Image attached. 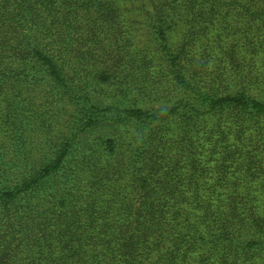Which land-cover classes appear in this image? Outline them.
Returning <instances> with one entry per match:
<instances>
[{"label": "trees", "instance_id": "1", "mask_svg": "<svg viewBox=\"0 0 264 264\" xmlns=\"http://www.w3.org/2000/svg\"><path fill=\"white\" fill-rule=\"evenodd\" d=\"M127 4L148 54L119 46L112 0H0L3 136L16 113L53 125L28 95L44 78L72 108L45 158L14 185L0 173V264H264V0ZM81 133L97 134L93 149Z\"/></svg>", "mask_w": 264, "mask_h": 264}, {"label": "rangeland", "instance_id": "2", "mask_svg": "<svg viewBox=\"0 0 264 264\" xmlns=\"http://www.w3.org/2000/svg\"><path fill=\"white\" fill-rule=\"evenodd\" d=\"M112 1L115 2V8L118 9V14H120L119 18L122 20V24L120 26H115V29L117 30V35H120L123 40L120 41L119 46L124 43V48L127 54L132 52L133 49L134 51H140L142 54H148L152 52L155 44L152 41L150 29L142 24V21L144 19V15H141L142 12L137 10L133 11V7L130 5L128 7L127 0ZM120 5H122V7ZM96 16L97 15H94V17ZM96 34H98V32H96ZM115 37L117 39H120L119 36ZM169 37L171 42H174L177 38L179 39L177 32L171 33ZM102 43L111 44L113 48L116 49V46L114 44L115 41L112 36L107 37L106 41H102ZM48 85V80L44 78L35 86V89L33 88L28 92V95L31 98L34 97L33 100L37 104L42 105L38 107L34 106V111L39 108L44 113L47 112L46 117L53 122V125H50L47 130H43L38 126H35L32 121L29 123H25L26 113H16L18 114L17 119L19 120V122L16 123V128H14L12 130V133H10L9 135L3 136L2 127L4 126V130L6 129V127L3 123L0 122V150L3 152V157H0V173L3 175L4 179H7L6 182L10 185L16 184L19 175L24 173V171H28L32 167L33 163L36 164L37 162H39L40 159L46 157L45 155L46 153H48L47 149H49V143L47 146L45 144L46 135L50 134L51 132L52 134L57 133L59 129L63 128V125H66L69 122L72 108L69 106H65L63 104V101L53 95V90H51ZM86 90H88V88ZM110 94L107 93L104 95L103 93H98V95L92 94V96H94L95 99L103 101V105H110L109 103H114L117 100L112 98L113 94ZM127 101L128 100H124L125 105H127ZM139 105L143 110L159 112L166 111L170 103L166 101L150 102L147 99H142L139 101ZM29 108L25 109L24 112L27 111ZM0 110H3V106L0 107ZM57 118H60V127L56 124ZM128 132H130V130L125 129V131L123 132V136L121 134V138L112 136L110 132H108L102 138L109 139L111 137H115L118 139L117 143L124 146V140H126L128 138V135H130L128 134ZM21 136H23L22 141L16 142V139L21 138ZM96 137V133H92L91 135H85L84 133H81L77 141L85 143L87 147L91 146L93 149V141L97 140ZM20 143L25 144V147L22 150V153L25 155V159L23 162L21 159L22 157L20 152H17L15 147L17 144L19 145ZM86 149L87 148H85V152H88L89 150L86 151ZM78 157L74 155L72 158L70 156V159H74L73 162H70V164L68 165L70 173L72 167L75 164V161L78 160ZM48 196H50L48 191L34 193V195L30 198L32 206L35 207L38 212L43 211L46 207V201L48 200ZM21 202H23L24 205L28 203L26 199H21Z\"/></svg>", "mask_w": 264, "mask_h": 264}]
</instances>
